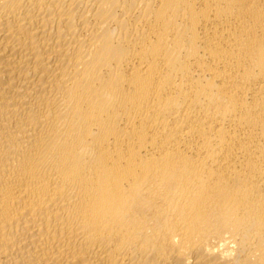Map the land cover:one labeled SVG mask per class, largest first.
Here are the masks:
<instances>
[{
  "label": "bare ground",
  "instance_id": "obj_1",
  "mask_svg": "<svg viewBox=\"0 0 264 264\" xmlns=\"http://www.w3.org/2000/svg\"><path fill=\"white\" fill-rule=\"evenodd\" d=\"M0 264H264V0H0Z\"/></svg>",
  "mask_w": 264,
  "mask_h": 264
}]
</instances>
